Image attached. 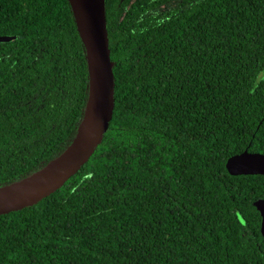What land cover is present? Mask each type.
<instances>
[{"label":"trees","instance_id":"obj_1","mask_svg":"<svg viewBox=\"0 0 264 264\" xmlns=\"http://www.w3.org/2000/svg\"><path fill=\"white\" fill-rule=\"evenodd\" d=\"M114 106L88 160L0 214V264H264V0H104ZM0 186L58 155L87 96L68 0H0Z\"/></svg>","mask_w":264,"mask_h":264},{"label":"water","instance_id":"obj_2","mask_svg":"<svg viewBox=\"0 0 264 264\" xmlns=\"http://www.w3.org/2000/svg\"><path fill=\"white\" fill-rule=\"evenodd\" d=\"M83 44L88 87L82 116L70 142L55 157L30 174L0 186V214L31 206L58 189L88 160L101 142L114 106V77L110 59L104 0H68ZM5 38L0 37V40ZM228 173L264 176V153L242 150L225 161ZM264 237V197L254 200Z\"/></svg>","mask_w":264,"mask_h":264}]
</instances>
